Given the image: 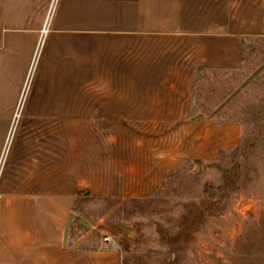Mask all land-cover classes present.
Wrapping results in <instances>:
<instances>
[{
    "label": "crops",
    "instance_id": "obj_1",
    "mask_svg": "<svg viewBox=\"0 0 264 264\" xmlns=\"http://www.w3.org/2000/svg\"><path fill=\"white\" fill-rule=\"evenodd\" d=\"M52 5L41 61L18 107ZM0 16V264H123L124 242L98 229L105 218L83 215L82 201L148 197L183 163L239 140V121L186 113L196 111L202 74L241 68L247 42L264 40V0H0ZM171 33L198 39L179 58L183 104L170 101L173 90L153 87L152 67L139 73V43ZM122 128L129 138L115 130ZM98 231L105 235L92 240Z\"/></svg>",
    "mask_w": 264,
    "mask_h": 264
},
{
    "label": "rangeland",
    "instance_id": "obj_2",
    "mask_svg": "<svg viewBox=\"0 0 264 264\" xmlns=\"http://www.w3.org/2000/svg\"><path fill=\"white\" fill-rule=\"evenodd\" d=\"M53 5L43 18L18 107L26 102L39 67L46 37L43 31L48 30ZM196 41L171 33L155 37L148 46L139 43V73L152 67L153 87L173 90L171 102L188 101L187 95L179 96L178 89L183 86V90L184 85L177 67L179 58L193 54ZM247 44L241 68L210 69L209 75H201L195 84L196 111L186 113L187 120L203 114L218 124L239 121L242 130L236 143L219 149L213 158L183 163L148 197H86L82 201L83 215L93 223L105 218L98 229L118 235L124 242L123 264H264V40L252 38ZM138 86H146L140 76ZM115 130L129 138V128ZM168 130L177 135L176 128ZM119 223L131 226L135 236L114 231ZM100 233L91 239H102L105 233Z\"/></svg>",
    "mask_w": 264,
    "mask_h": 264
},
{
    "label": "water",
    "instance_id": "obj_3",
    "mask_svg": "<svg viewBox=\"0 0 264 264\" xmlns=\"http://www.w3.org/2000/svg\"><path fill=\"white\" fill-rule=\"evenodd\" d=\"M197 169H200L199 166H196ZM73 220H74V213L71 212L69 214V217H68V220L66 222V225H65V229H64V234H63V243L64 245L67 244V239H68V236H69V231H70V228L73 224ZM77 224L79 226H82L84 227L86 230H89L90 227H91V224L90 222L85 219V218H81L77 221ZM112 229H114V231H123L125 235L129 236V237H133L135 236V230L129 226V225H126V224H123V223H119V224H116Z\"/></svg>",
    "mask_w": 264,
    "mask_h": 264
},
{
    "label": "built area",
    "instance_id": "obj_4",
    "mask_svg": "<svg viewBox=\"0 0 264 264\" xmlns=\"http://www.w3.org/2000/svg\"><path fill=\"white\" fill-rule=\"evenodd\" d=\"M43 33H45V35H46L47 31L44 30ZM108 239H109V237L108 236H105V240H108Z\"/></svg>",
    "mask_w": 264,
    "mask_h": 264
}]
</instances>
